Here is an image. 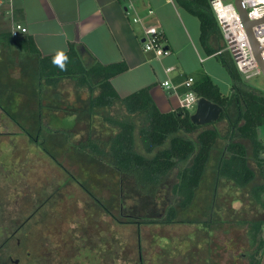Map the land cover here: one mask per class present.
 <instances>
[{
  "label": "rangeland",
  "instance_id": "1",
  "mask_svg": "<svg viewBox=\"0 0 264 264\" xmlns=\"http://www.w3.org/2000/svg\"><path fill=\"white\" fill-rule=\"evenodd\" d=\"M35 75L33 57L0 43V255L8 264H246L245 229L233 222L264 220L250 195L264 181L253 162L246 187L214 183L219 140L192 206L179 209L177 222L161 223L174 203L176 169L144 193L132 177L75 149L91 138L106 150L116 129L107 117L141 120L121 103L89 113L86 88L64 79L39 91ZM242 78L264 90L262 76Z\"/></svg>",
  "mask_w": 264,
  "mask_h": 264
},
{
  "label": "trees",
  "instance_id": "2",
  "mask_svg": "<svg viewBox=\"0 0 264 264\" xmlns=\"http://www.w3.org/2000/svg\"><path fill=\"white\" fill-rule=\"evenodd\" d=\"M176 2L198 18L200 42L206 53H217L218 50L208 44L212 35L222 37L209 0ZM1 41L11 43L36 60L35 76L39 91L43 85L55 87L60 80L70 79L75 87L86 88L89 93V113L95 108L121 103L128 116H137L136 118L141 120V123H137L131 117H107L105 121L117 129L109 138L107 149L101 148L91 138L76 145L75 149L107 163L118 174L132 177L139 190L144 193H152L166 176L176 169V181L171 187L174 203L168 206L163 219L160 220L161 223L169 225L177 222L179 209L186 210L192 206L219 140L222 141L223 147L214 168V183L226 179L238 188L246 187L255 179V170L250 162L254 163L264 179V90L259 86L246 84L231 56L217 57L231 79L230 92L227 95H223L203 71L193 77L191 86L199 98L203 97L223 108L218 120L227 121L228 131L221 137L214 128H205L193 139L191 134L200 126L191 122L190 113L181 107L161 112L149 94V86L123 97L115 91L110 79L127 69L124 61L108 64L94 58L87 61L80 55L77 45L69 43L65 51L69 59L66 69L61 71L52 63L56 54L42 56L31 36L13 38L11 32H5L0 34V43ZM96 89L98 92L94 94ZM82 186L87 191L83 184ZM250 195L264 211V181L253 185ZM95 202L110 217L117 219L98 199ZM129 221L140 225L150 220ZM189 222L202 223L201 220ZM233 223L245 229L248 248L243 255L246 264H259L264 250V220L253 218ZM204 225L207 226L206 223Z\"/></svg>",
  "mask_w": 264,
  "mask_h": 264
},
{
  "label": "crops",
  "instance_id": "3",
  "mask_svg": "<svg viewBox=\"0 0 264 264\" xmlns=\"http://www.w3.org/2000/svg\"><path fill=\"white\" fill-rule=\"evenodd\" d=\"M135 15L140 23L131 21ZM14 23L27 28L17 38L31 36L42 56L65 52L69 43H74L84 60L94 58L103 64L124 61L127 69L110 79L112 87L123 97L149 86V94L161 112L180 107L183 80L199 71L205 72L223 95L230 92V76L217 58L230 57L222 37L209 38V46L218 51L208 55L200 42L198 18L176 0H0V34L10 32ZM146 25L158 26L168 55L143 49ZM169 66L172 70L167 72ZM166 79L175 89L161 85ZM211 124L203 126L214 128L221 137L226 135L225 119ZM200 128L191 138L205 129Z\"/></svg>",
  "mask_w": 264,
  "mask_h": 264
},
{
  "label": "built area",
  "instance_id": "4",
  "mask_svg": "<svg viewBox=\"0 0 264 264\" xmlns=\"http://www.w3.org/2000/svg\"><path fill=\"white\" fill-rule=\"evenodd\" d=\"M247 20L255 21L251 26V33L261 47V55L264 59V0H241ZM214 12L220 33L224 42V49L230 54L236 69L244 78L261 77V71L254 58L244 22L236 9L234 0L223 2L222 0H209ZM133 23H140L141 19L135 15L131 17ZM142 46L144 50H152L160 55H168L169 50L161 44L158 26L146 25L143 28ZM13 38L27 32V28L20 23H14L11 27ZM172 67H167L169 72ZM193 77L187 76L182 85L186 90L180 98V107L190 114L194 113L198 96L192 90ZM161 85L167 89L174 88L170 80H164Z\"/></svg>",
  "mask_w": 264,
  "mask_h": 264
},
{
  "label": "water",
  "instance_id": "5",
  "mask_svg": "<svg viewBox=\"0 0 264 264\" xmlns=\"http://www.w3.org/2000/svg\"><path fill=\"white\" fill-rule=\"evenodd\" d=\"M234 4L244 22L254 58L261 71L262 78L264 81V59L261 55V47L256 42L255 38L251 33V26L253 23H255V21L247 20L241 0H234ZM222 111L223 108L218 104L211 102L203 97H200L197 100L196 109L194 113L190 114V120L191 122L199 126L208 125L216 122L219 119ZM259 264H264V250L261 254Z\"/></svg>",
  "mask_w": 264,
  "mask_h": 264
},
{
  "label": "clouds",
  "instance_id": "6",
  "mask_svg": "<svg viewBox=\"0 0 264 264\" xmlns=\"http://www.w3.org/2000/svg\"><path fill=\"white\" fill-rule=\"evenodd\" d=\"M69 57L63 51H58L57 54L53 57L52 63L60 68L61 71L66 69V63Z\"/></svg>",
  "mask_w": 264,
  "mask_h": 264
},
{
  "label": "flooded vegetation",
  "instance_id": "7",
  "mask_svg": "<svg viewBox=\"0 0 264 264\" xmlns=\"http://www.w3.org/2000/svg\"><path fill=\"white\" fill-rule=\"evenodd\" d=\"M0 264H8V258L0 255Z\"/></svg>",
  "mask_w": 264,
  "mask_h": 264
}]
</instances>
